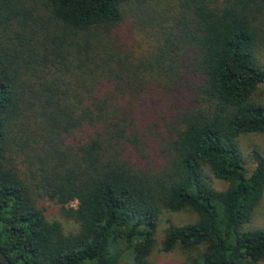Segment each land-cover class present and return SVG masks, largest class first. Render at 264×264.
I'll list each match as a JSON object with an SVG mask.
<instances>
[{"label":"trees","instance_id":"1","mask_svg":"<svg viewBox=\"0 0 264 264\" xmlns=\"http://www.w3.org/2000/svg\"><path fill=\"white\" fill-rule=\"evenodd\" d=\"M263 96L264 0H0V249L159 264L162 214L193 211L165 229L180 264L264 262V228H243L264 153L249 174L241 146Z\"/></svg>","mask_w":264,"mask_h":264},{"label":"rangeland","instance_id":"2","mask_svg":"<svg viewBox=\"0 0 264 264\" xmlns=\"http://www.w3.org/2000/svg\"><path fill=\"white\" fill-rule=\"evenodd\" d=\"M264 97V96H263ZM241 146L243 151V156L245 159L246 170L249 174L256 167V161L254 159L253 150L257 149L264 153V134L249 133L243 135L241 138ZM214 184L217 188H224L226 183L223 181L214 179ZM49 206V216L52 219L60 220L65 227L66 231H72L77 229V223L74 220L67 218L63 213L60 212L59 206L53 202H47ZM76 204V202H74ZM197 219V214L193 211H181V212H164L159 221L157 234H156V245L151 254L153 261L159 264H180L182 260V255L179 251H162V242L165 234V229L170 224H186L193 222ZM244 229H254V228H264V194L257 205L254 215L250 222L243 226ZM127 262L123 263L126 264ZM264 264V262L260 263Z\"/></svg>","mask_w":264,"mask_h":264},{"label":"water","instance_id":"3","mask_svg":"<svg viewBox=\"0 0 264 264\" xmlns=\"http://www.w3.org/2000/svg\"><path fill=\"white\" fill-rule=\"evenodd\" d=\"M0 259L3 261L4 264H12L11 261L7 258V256L1 249H0Z\"/></svg>","mask_w":264,"mask_h":264}]
</instances>
